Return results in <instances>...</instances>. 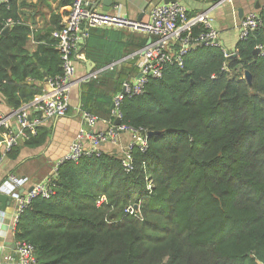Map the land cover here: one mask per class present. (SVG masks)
<instances>
[{
  "label": "trees",
  "instance_id": "16d2710c",
  "mask_svg": "<svg viewBox=\"0 0 264 264\" xmlns=\"http://www.w3.org/2000/svg\"><path fill=\"white\" fill-rule=\"evenodd\" d=\"M70 4L60 0L58 7ZM23 8L26 1L0 0V33L13 23L0 37L4 113L42 92L43 72L48 79L62 75L52 39L60 15L52 13L49 26L35 32ZM147 38L93 29L79 54L101 70L144 48ZM257 47H264V20L237 42L236 59L196 48L183 67L168 66L141 95L125 97L121 125L158 134L144 150L133 147V170L105 152L60 163L50 198L31 201L14 241L33 246L35 264H264V53L253 55ZM139 58L81 83L80 109L111 121L113 98L137 74ZM49 137L42 126L7 157L15 160L22 147H42Z\"/></svg>",
  "mask_w": 264,
  "mask_h": 264
},
{
  "label": "built area",
  "instance_id": "2783aa9c",
  "mask_svg": "<svg viewBox=\"0 0 264 264\" xmlns=\"http://www.w3.org/2000/svg\"><path fill=\"white\" fill-rule=\"evenodd\" d=\"M65 9L60 28L52 33L55 50L62 60V75L47 79L42 92L30 102L22 104L18 109L7 113L0 112V165L5 161L7 154L19 147L22 142L28 141L37 130L47 121L64 118L70 107V93L76 73L75 61L85 60L79 51L89 38L93 29H106L141 34L149 37L151 42L143 50L136 65L138 70L122 82L120 91L113 98L111 121H107L108 128L104 131H94L101 121L96 115L83 112V127L79 130L69 151L62 162L77 163L82 157L100 155L102 146L107 143H116L120 135L131 136L129 144L121 151L120 159L126 172L133 170L131 152L134 146L144 150L147 146L148 133L143 134L141 129H133L121 125L120 105L125 97L141 95L149 79H161L168 66L183 67L186 55L199 47L217 48L228 59L236 50L229 52L220 43L219 34L213 28L212 18L207 12H199L189 16L186 6L180 3L168 5H151L149 19L146 21L131 20L122 13V6L115 4L110 12H103L94 8L88 0H71ZM264 7L260 12L245 15L238 27L239 40H247L249 35L262 26ZM13 23L8 21L7 27ZM203 31L195 33V29ZM0 33V37H1ZM260 54L264 47H257ZM92 74L90 78H95ZM118 119L120 124L114 125ZM118 157V156H117ZM61 162V163H62ZM56 171H54L55 175ZM54 177V176H53ZM51 178L35 185L27 194L20 193L25 179L10 176L0 184V193L9 197L16 205L13 224L16 223L36 198L49 199ZM151 190V185L148 186ZM103 199L101 200V202ZM132 210V209H131ZM4 212H1V214ZM15 249L14 264H35V253L32 245L26 242H13Z\"/></svg>",
  "mask_w": 264,
  "mask_h": 264
},
{
  "label": "crops",
  "instance_id": "0c3cea01",
  "mask_svg": "<svg viewBox=\"0 0 264 264\" xmlns=\"http://www.w3.org/2000/svg\"><path fill=\"white\" fill-rule=\"evenodd\" d=\"M26 1L27 8H23V14H27V24L31 27V30L44 31L48 25L50 16L52 13L60 15V24L62 22V17L65 14V7H58L60 0H21ZM94 4V8L97 10H102V6L99 0H88ZM115 4H120L122 6V13L131 20H136L140 18V21H146L149 19V8L151 5H163L165 0H115ZM187 7L189 16H193L199 12H207L212 18L213 28L219 34L220 43L228 49L227 47L232 44V49H228L229 52L235 51V46L239 41L238 38V27L241 19L252 12H260L264 7V0H177ZM188 3V4H186ZM114 6V5H113ZM112 6V8H113ZM110 9L112 11L113 9ZM247 10V11H246ZM109 11V12H110ZM240 12L242 15L240 17ZM32 15V16H31ZM214 21L217 28L214 27ZM128 33V32H127ZM237 34V37L235 35ZM224 35V36H223ZM237 38L235 43H231V38ZM150 38H147V41ZM151 41V40H150ZM30 42L34 44L33 36L30 37ZM35 45V44H34ZM147 42L145 44V47ZM131 54L130 56L124 57L123 59L116 61L101 70H94L92 74L98 76L102 71L106 69L117 68L120 70L121 64L137 55H141L140 52L145 49ZM31 50H34L31 49ZM138 59L137 63L139 62ZM135 64V66L137 65ZM95 65V64H94ZM76 73L74 77V84L71 88L70 93V110L67 116L60 119H55L47 121L44 126L50 130V137L48 142L39 148H27L22 147L19 151V155L15 160H11L6 157L5 161L0 165V184L4 182L8 177L15 176L17 179H25L26 183L21 187L20 193L23 195L27 194L35 185L43 183L47 179L54 176V171H57V167L63 161L65 156L69 151V147L74 141L79 130L83 127L82 114L83 112L79 109L80 105V84L84 79H87V69L85 62L82 60L75 61ZM130 78V77H129ZM92 78H90L91 80ZM45 85V82H44ZM0 112L8 111L7 107L1 102ZM73 114V115H72ZM61 121V122H60ZM108 128L107 121L101 120L94 131H104ZM131 141V136L128 134L120 135L119 140L116 143H107L102 146V151L105 153L115 154L118 157L121 155V151L129 144ZM52 148H55L54 153H52ZM51 150V152H50ZM50 152V153H49ZM48 155L49 166H52L50 170L46 173L40 174L36 177L32 171L27 169V164L30 160L35 159L42 154ZM21 167V174L15 175L13 170L16 167ZM16 205L11 203L7 207L4 213L0 212V264H14L15 260V249H14V234L15 228L13 224V216Z\"/></svg>",
  "mask_w": 264,
  "mask_h": 264
},
{
  "label": "water",
  "instance_id": "95a60500",
  "mask_svg": "<svg viewBox=\"0 0 264 264\" xmlns=\"http://www.w3.org/2000/svg\"><path fill=\"white\" fill-rule=\"evenodd\" d=\"M203 1H206V0H203ZM177 2V0H165L164 1V4L165 5H168V4H174V3H176ZM101 4V6H102V10H103V12H109L110 11V9L112 8V6L113 5H115V3H116V1L115 0H99L98 1V4ZM240 14V17H241V15H242V12H240L239 13ZM140 18L141 17H139L138 19H137V21H140ZM8 31H9V28L7 27L3 32H2V35L4 36V35H6L7 33H8ZM150 40H148L147 41V45L146 46H148L149 44H150ZM144 50V49H143ZM141 51L140 52V54L141 55H143V53H144V51ZM261 52H260V50H258V49H255L254 51H253V55H259ZM237 58V55L236 54H233L232 56H230L228 59H227V61H230V60H232V59H236ZM85 65H86V69H87V79H84L82 82H88L89 80H90V77L92 76V71L94 70V68H95V65H94V63H92L91 61H87V62H85ZM43 77H44V82H47V74L45 73V72H43ZM244 80L247 82V84H248V86L249 87H252V78H251V75H250V73L249 72H244ZM113 108H114V106H113V104L111 105V107H110V109L111 110H113ZM79 109H80V105H79ZM86 113H90V111L89 110H86ZM120 124V121L118 120V119H116L115 121H114V125L115 126H118ZM158 134L157 133H153V132H149L148 133V136H157ZM11 203H12V201H11V199L9 198V197H7L6 195H3V194H1L0 193V212H4L5 211V209L7 208V207H9L10 205H11ZM136 208V210H137V207H135Z\"/></svg>",
  "mask_w": 264,
  "mask_h": 264
},
{
  "label": "rangeland",
  "instance_id": "374dc122",
  "mask_svg": "<svg viewBox=\"0 0 264 264\" xmlns=\"http://www.w3.org/2000/svg\"><path fill=\"white\" fill-rule=\"evenodd\" d=\"M186 4H188V3H186ZM214 27L217 28V25L215 24V21H214ZM235 37H237V34L235 35ZM235 37L231 38V40H230L231 43H235L237 41V38H235ZM27 46H28L29 49H33L34 48V44L31 43L30 41L28 42V45ZM227 48L228 49H232V44L229 45ZM60 120L63 121L62 118ZM54 150H55V148H52V153H54ZM50 152H51V150H50ZM50 158H52V157H50ZM50 158H49L48 155H45V153H44L41 156H39V157H37L35 159L30 160L29 163L27 164V169H29L30 171H32L33 174L36 177H38V176H40V174L46 173V172H48L50 170V168H52V166H49V163H48V160ZM13 172H14L15 175L21 174V167L20 166L19 167H16L13 170Z\"/></svg>",
  "mask_w": 264,
  "mask_h": 264
}]
</instances>
